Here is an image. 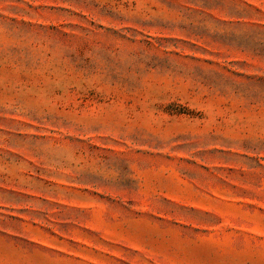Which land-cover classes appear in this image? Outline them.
Wrapping results in <instances>:
<instances>
[{
	"label": "rangeland",
	"instance_id": "1",
	"mask_svg": "<svg viewBox=\"0 0 264 264\" xmlns=\"http://www.w3.org/2000/svg\"><path fill=\"white\" fill-rule=\"evenodd\" d=\"M0 264H264V0H0Z\"/></svg>",
	"mask_w": 264,
	"mask_h": 264
}]
</instances>
